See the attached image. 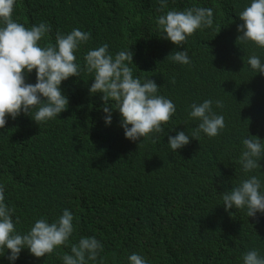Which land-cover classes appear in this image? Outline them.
Returning <instances> with one entry per match:
<instances>
[{
	"label": "trees",
	"instance_id": "obj_1",
	"mask_svg": "<svg viewBox=\"0 0 264 264\" xmlns=\"http://www.w3.org/2000/svg\"><path fill=\"white\" fill-rule=\"evenodd\" d=\"M250 2L167 0L157 11L159 0H16V22L51 26L41 46L54 43L57 31L90 34L75 53L82 67L87 51L103 44L113 56L130 50L133 77L155 81L157 95L170 99L176 111L164 132L127 143L119 112L113 110L105 125L101 94L89 93L93 77L82 70L62 81L68 106L56 118L37 125L31 118L37 109L7 117L0 129V185L13 221L19 220L16 232L26 234L41 218L54 222L65 209L74 231L52 254L36 258L25 248L10 262L3 250L0 264H63L62 256L82 237L103 246L88 264H128L133 253L146 264H243L252 249L264 257V213L253 218L246 209L225 211L222 200L223 192L251 175L260 178L264 192V157L252 173L239 163L243 139L254 136L264 144V76L247 63L251 55L264 63V48L235 43L238 14ZM193 7L213 10L211 28L196 30L179 48L160 38L158 16ZM183 50L190 64L167 58ZM35 82L33 70L26 83ZM208 99L225 127L214 137L201 132L197 141L191 133L200 121L189 119L190 105ZM180 131L190 143L174 152L168 137Z\"/></svg>",
	"mask_w": 264,
	"mask_h": 264
},
{
	"label": "clouds",
	"instance_id": "obj_2",
	"mask_svg": "<svg viewBox=\"0 0 264 264\" xmlns=\"http://www.w3.org/2000/svg\"><path fill=\"white\" fill-rule=\"evenodd\" d=\"M16 0H0V129L6 125V118L15 119L21 113L31 116L39 125L56 118L68 106V98L62 94L60 85L69 77H79L81 71L92 75L93 82L89 93L101 94L104 103L102 109L105 125L111 123L112 111L120 114V126L124 130L127 143L147 138L152 133L164 132L163 124L170 121L176 111L175 104L163 96L157 95L158 86L152 79L141 81L134 78L132 69L133 53L119 51L114 56L109 53L108 45L103 44L87 51L83 56V67L76 63V51L89 41L90 34L73 29L68 34L56 32L55 42L41 46L40 41L51 32L47 23H39L30 28L13 19ZM167 7V0H159L157 11ZM242 22L237 26L235 43H252L264 48V0H251L238 14ZM160 38L170 41L178 48L196 30L211 28L213 10L211 8L193 7L184 11L170 10L158 16L156 20ZM179 64H190L187 51H175L167 56ZM248 65L256 73L264 76V63L256 55L247 60ZM35 70L36 82L26 83V74ZM174 83V79L171 81ZM113 101L115 108L109 106ZM216 106L223 107L217 100ZM213 101L208 99L200 104L190 105L189 119L200 123L192 130L191 138L198 141L200 133L208 137L217 136L225 127L224 117L217 115L212 109ZM261 139L249 136L242 140L243 150L239 163L244 173H252L260 169L258 161L264 157V144ZM190 143V136L185 131L168 137L170 149H177ZM225 150L226 146L218 145ZM82 177L75 172L77 181ZM261 180L251 175L240 181L239 185L222 193L225 211L229 209H246L248 217L255 218L257 213H264V192L261 191ZM230 190V191H229ZM4 186L0 185V251L10 254L7 259L15 261L22 249H28L36 258L52 254L61 245H66L74 231L73 215L65 209L54 222L49 223L41 218L26 234L16 232L12 214L14 209L4 203ZM102 244L95 237H82L77 244L71 245V254L62 256L63 264H88L95 261ZM5 253V251H4ZM243 264H264L258 250L252 249L243 254ZM128 264H146L145 259L136 253L128 257Z\"/></svg>",
	"mask_w": 264,
	"mask_h": 264
}]
</instances>
